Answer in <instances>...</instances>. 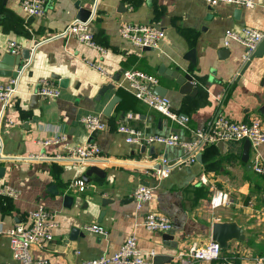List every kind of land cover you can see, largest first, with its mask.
<instances>
[{
	"label": "crops",
	"instance_id": "1",
	"mask_svg": "<svg viewBox=\"0 0 264 264\" xmlns=\"http://www.w3.org/2000/svg\"><path fill=\"white\" fill-rule=\"evenodd\" d=\"M254 1L252 8H246L209 6L204 0H46L45 13L29 17L21 0H0V56L9 52V40L31 53L19 76L18 93L0 121V165L5 167L0 184L17 189L16 197H0V264H19L5 231L26 221L28 213L40 205L56 212L58 225L51 242L31 248L36 261H47L35 264H78L109 255L130 234L135 235L138 248L151 264L155 255L172 258L162 264H203L177 253L190 244L211 240L212 224L223 221L240 226L244 238L230 240L222 255H235L237 260L238 255H264V176L253 171L251 147L243 159L244 141L208 145L195 163L175 167L167 177L157 179L153 167L158 157L176 159L183 154L182 147L130 144L117 131L118 125L125 123L145 134H174L187 141L217 111L236 122L258 118L264 128V53L243 70V46L236 41L223 44L226 31L255 28L264 32V0ZM79 7L92 11L91 31L94 41L104 48L103 54L74 37L59 36L67 24L78 19ZM123 22L150 23L164 35L157 47L138 48L121 37ZM221 49H227V54ZM86 60L99 63L110 78ZM161 64L191 79L195 94H181L174 79L159 75ZM125 70L157 76L155 87L166 88L164 96L172 110L187 117L186 125L139 101L125 83L118 86ZM52 75L64 79L63 85ZM9 78L0 75V83ZM41 80L57 87L60 94L32 101ZM108 83L113 89L97 100ZM113 95L117 101L110 114L103 115ZM89 114L99 115L106 123L91 140L100 148L101 157L87 164L54 158L64 153L65 145L91 138L92 132L79 120ZM58 133L64 140L44 144ZM258 150L264 159V142ZM35 155L47 158L29 157ZM90 166L102 174L84 178ZM77 179L85 182L83 190L73 184ZM139 184L152 188V199L137 210L132 192ZM222 193L227 194L228 203L212 206L211 198ZM147 211L170 218L172 230L168 233L176 244L163 239L162 232L142 225ZM93 224L103 226L107 235L86 229ZM74 227L83 236L69 239Z\"/></svg>",
	"mask_w": 264,
	"mask_h": 264
},
{
	"label": "built area",
	"instance_id": "2",
	"mask_svg": "<svg viewBox=\"0 0 264 264\" xmlns=\"http://www.w3.org/2000/svg\"><path fill=\"white\" fill-rule=\"evenodd\" d=\"M209 6L218 4H231L237 7L252 8L254 0H204ZM46 0H21V7L27 16H42L45 13ZM119 33L122 38L130 41L138 48H155L162 39L163 30L150 23L123 22L120 24ZM61 37H74L79 42L92 47L103 54L104 48L94 41L90 27V18L87 20L74 19L59 33ZM264 38V32L255 28H244L240 33L226 31L223 36L224 46H228L231 41L238 42L244 50L241 54V62L245 63L257 45ZM7 49L12 54L20 53L22 46L20 43L9 40ZM87 64L97 70L102 75L110 78L99 63L86 60ZM21 70L16 77L9 78L6 83H0V121L6 108L11 104L14 96L18 93V82ZM122 81L117 85L123 86L141 102L148 105L153 110L176 121L181 126L187 123V117L172 110L171 102L168 97L158 95L154 92V87L158 85V78L155 75L140 70H125L122 73ZM36 93L43 97H57L60 90L50 85L47 81L41 80ZM81 124L90 132L100 131L106 128V123L99 115H85L80 119ZM117 131L124 135L125 141L136 145H152L160 143L164 145H180L183 154L176 159L169 160L164 156L158 157L157 164L153 167V175L157 179L165 178L175 167L193 164L197 161L199 154L206 146L217 142L244 141L249 140L252 149V168L257 174L264 176V159L258 150L264 142V128L258 118H253L249 122H236L226 117L221 111H217L206 123L195 129L189 140H181L177 135L145 134L125 123L117 127ZM1 140V132H0ZM64 140L61 134H55L51 139H46L45 145L59 143ZM64 153L54 158L76 161L78 163H89L99 159L100 148L90 140L78 145H65ZM30 158H47L43 155L29 156ZM79 190L85 188V182L77 179L73 183ZM2 195L16 197L17 189L9 184H0V197ZM132 197L137 210L141 209L145 203L152 199V188L146 184H139L132 192ZM226 193L216 194L211 198L212 206L228 203ZM56 212L43 206H38L27 215L26 221L17 223L8 228L5 233L8 238L9 247L13 258L19 264H35L36 262L46 263V260H35L31 254L33 246L42 247L54 238V229L57 227ZM142 225L150 231L168 233L172 230L171 220L168 216L153 211H147L144 215ZM86 229L101 236L107 235V230L99 225L93 224L86 226ZM153 255V252L149 253ZM178 257L186 256L188 260L200 263L211 264H264L263 256L222 255L219 244L209 240L203 244H190L186 250L177 253ZM78 264H151L144 256L142 250L137 246L135 235H128L117 251L112 254H103L97 258L86 259Z\"/></svg>",
	"mask_w": 264,
	"mask_h": 264
},
{
	"label": "water",
	"instance_id": "3",
	"mask_svg": "<svg viewBox=\"0 0 264 264\" xmlns=\"http://www.w3.org/2000/svg\"><path fill=\"white\" fill-rule=\"evenodd\" d=\"M239 9H236L235 13H237ZM91 10L79 7L77 12V18L79 20H87L90 17ZM149 49V48H145ZM221 51L224 54H227V49H221ZM193 53V50L190 51L189 55ZM264 53V38L262 41L257 45L255 50L250 55L249 59L244 63L242 69L244 70L250 63V61L255 57H261ZM30 50L29 49H21L20 53L18 54H12L10 52H5L1 54L0 56V75L1 76H8V77H16L18 75V71L23 69L24 62H27L30 57ZM158 74L163 76L166 79H174L175 83L179 86L178 91L181 94H187V95H193L196 92V87L194 82L191 79H187L182 74H177L175 71L170 70L169 68H166L163 64H161L158 68ZM55 79H59V84L63 85L65 82L64 79H60L57 75H52ZM114 79H117V77H114ZM113 84L108 83L102 86V88L99 91V95L97 97V100H100L101 97L108 91L113 89ZM154 92L158 95H165L166 94V88L162 86H157L154 89ZM40 98V95L37 93H33L31 95L32 101L38 100ZM117 96L113 95L103 108L102 114L108 116L113 109L116 101ZM97 131H93L91 134L90 141L92 140V137L95 135ZM249 147L250 142L249 140H244L243 142V159L247 158L249 155ZM199 156L197 157V159ZM5 167L0 165V178L4 175ZM92 173L100 175L102 174V171L95 167L90 166L85 171V174L83 175L84 178L87 179V176L91 175ZM66 200H70L69 196H65ZM79 236H83V233L80 232L78 228H72L69 233V239H76ZM163 239L165 240H172L174 244H176V240L174 239L173 235L169 233H163L162 235ZM244 238L243 229L238 226L235 222L230 221H223V222H214L212 224L211 228V240L217 242L221 249H225L228 246V242L232 239H238L242 240ZM172 258L163 256V255H155L153 257V264H162L164 261L169 262Z\"/></svg>",
	"mask_w": 264,
	"mask_h": 264
}]
</instances>
